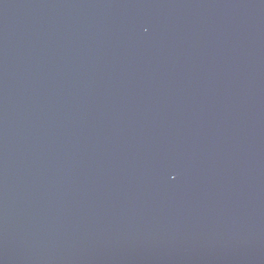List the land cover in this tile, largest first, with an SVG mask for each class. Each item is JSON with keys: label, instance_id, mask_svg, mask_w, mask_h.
Masks as SVG:
<instances>
[{"label": "water", "instance_id": "1", "mask_svg": "<svg viewBox=\"0 0 264 264\" xmlns=\"http://www.w3.org/2000/svg\"><path fill=\"white\" fill-rule=\"evenodd\" d=\"M0 264H264V0H0Z\"/></svg>", "mask_w": 264, "mask_h": 264}]
</instances>
